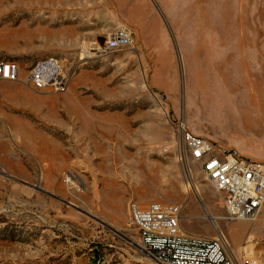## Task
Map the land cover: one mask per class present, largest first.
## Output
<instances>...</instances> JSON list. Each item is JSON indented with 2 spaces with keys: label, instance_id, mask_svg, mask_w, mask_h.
<instances>
[{
  "label": "rangeland",
  "instance_id": "374dc122",
  "mask_svg": "<svg viewBox=\"0 0 264 264\" xmlns=\"http://www.w3.org/2000/svg\"><path fill=\"white\" fill-rule=\"evenodd\" d=\"M121 27L136 45L107 52ZM46 58L65 94L0 83V264H157L131 202L264 264L262 212L226 219L178 127L264 162V0H3L0 60Z\"/></svg>",
  "mask_w": 264,
  "mask_h": 264
},
{
  "label": "built area",
  "instance_id": "2783aa9c",
  "mask_svg": "<svg viewBox=\"0 0 264 264\" xmlns=\"http://www.w3.org/2000/svg\"><path fill=\"white\" fill-rule=\"evenodd\" d=\"M135 45L131 31L121 27L106 39L104 50L113 53ZM70 80L63 62L55 58L39 60L28 69H23L18 60H0V83H18L36 92L65 94ZM178 127L188 157L200 164L207 180L221 194L226 219L254 220L264 207V162L241 159L220 149L209 139L190 132L183 122ZM181 212L182 206L177 204L131 202L129 215L139 233L140 249L157 264H233L221 239L185 233L181 228ZM244 264L260 261L253 258Z\"/></svg>",
  "mask_w": 264,
  "mask_h": 264
},
{
  "label": "crops",
  "instance_id": "0c3cea01",
  "mask_svg": "<svg viewBox=\"0 0 264 264\" xmlns=\"http://www.w3.org/2000/svg\"><path fill=\"white\" fill-rule=\"evenodd\" d=\"M262 213H261V218H262V221L264 222V207H263V209H262V211H261ZM130 216V215H129Z\"/></svg>",
  "mask_w": 264,
  "mask_h": 264
},
{
  "label": "bare ground",
  "instance_id": "6f19581e",
  "mask_svg": "<svg viewBox=\"0 0 264 264\" xmlns=\"http://www.w3.org/2000/svg\"><path fill=\"white\" fill-rule=\"evenodd\" d=\"M3 3V0H0V4ZM97 50V49H96ZM155 182V181H154ZM69 183L73 184L74 185V182L71 181V179H69Z\"/></svg>",
  "mask_w": 264,
  "mask_h": 264
}]
</instances>
